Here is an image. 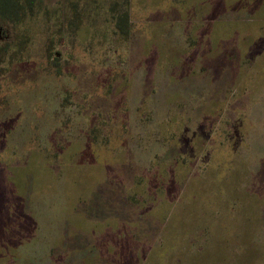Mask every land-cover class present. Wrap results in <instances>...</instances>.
I'll return each instance as SVG.
<instances>
[{"label": "rangeland", "instance_id": "374dc122", "mask_svg": "<svg viewBox=\"0 0 264 264\" xmlns=\"http://www.w3.org/2000/svg\"><path fill=\"white\" fill-rule=\"evenodd\" d=\"M12 2L0 264H264V0Z\"/></svg>", "mask_w": 264, "mask_h": 264}, {"label": "trees", "instance_id": "16d2710c", "mask_svg": "<svg viewBox=\"0 0 264 264\" xmlns=\"http://www.w3.org/2000/svg\"><path fill=\"white\" fill-rule=\"evenodd\" d=\"M12 6V7H11ZM21 4H13L11 0H0V23L1 25H11L14 23L13 12L19 15L18 12L21 9Z\"/></svg>", "mask_w": 264, "mask_h": 264}, {"label": "crops", "instance_id": "0c3cea01", "mask_svg": "<svg viewBox=\"0 0 264 264\" xmlns=\"http://www.w3.org/2000/svg\"><path fill=\"white\" fill-rule=\"evenodd\" d=\"M63 237H67V236H66L65 234H64V235L62 234L61 237H60V238H57V239H59L60 241H64L65 238H63ZM57 245H58V246H64V245H63L62 243H60V242H59V244H56V246H57Z\"/></svg>", "mask_w": 264, "mask_h": 264}]
</instances>
